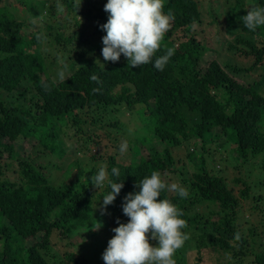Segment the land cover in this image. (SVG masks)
<instances>
[{
  "label": "trees",
  "instance_id": "trees-1",
  "mask_svg": "<svg viewBox=\"0 0 264 264\" xmlns=\"http://www.w3.org/2000/svg\"><path fill=\"white\" fill-rule=\"evenodd\" d=\"M45 1L27 6L33 14ZM210 1L213 19L205 36L199 33L201 0H164V11L174 19L156 56L175 48L164 71L152 64L132 68L123 55L117 62H104L98 42L106 34L100 27L108 18L100 4L105 0H55L56 6L66 9L64 17H72L60 19L58 29L48 24L47 33L27 18H18L15 3L0 5V264H104L72 250L66 239L71 220L86 227L101 212L100 196L107 185L97 190L89 182L98 168L80 167L74 182L56 185L43 165L13 147L20 136H43L47 148L52 138L63 142V135L78 134L73 152H87L90 143L103 146L100 128L107 129L106 138L115 151L94 153L91 160L96 164L103 160L100 167L119 168L118 179L124 185L107 206L111 220L128 221L122 204L129 192L139 191L135 187L139 179L158 172L165 183H172L177 175L180 181L175 183L186 187L189 196L180 199L165 190L158 199H170L183 211L184 231L191 239L197 236L199 254L205 246L218 252L223 259L218 264H248V258L264 264V238L258 251L252 250L240 220L242 201L258 198L252 194L257 182L253 168H264V27L252 32L241 18L250 5L264 6V0ZM242 7L245 11L240 13ZM80 14L94 25L93 35L100 41L79 30L84 26L77 19ZM224 34L234 39L229 44L232 53L217 52L203 64L205 52L216 51L212 36L220 41ZM239 57L252 58L253 63L245 67ZM62 68L66 81L57 79ZM129 109L141 123L123 119ZM124 140L129 148L122 154L119 146ZM181 150L192 171L181 163ZM4 152L12 161L2 164ZM74 162L79 164V159ZM232 169L241 173L232 180L240 185L237 189L227 179ZM206 203L217 204V210ZM201 204L207 209L200 210ZM262 207L251 208L264 218ZM248 232L254 244L264 232V222L258 231L253 221ZM188 242L175 252L176 264H187ZM53 244L63 245L65 251L58 253Z\"/></svg>",
  "mask_w": 264,
  "mask_h": 264
},
{
  "label": "clouds",
  "instance_id": "clouds-1",
  "mask_svg": "<svg viewBox=\"0 0 264 264\" xmlns=\"http://www.w3.org/2000/svg\"><path fill=\"white\" fill-rule=\"evenodd\" d=\"M247 9V14L241 18L245 28L255 32L264 27V6L252 4ZM104 11L108 13L107 22L100 26L106 33L102 37L104 62H117L123 55L132 68L152 64L157 71L165 70L175 55V48H167L163 55L156 56L174 19L170 12L164 11V0H107ZM57 79L66 81L63 68L58 70ZM91 79L96 81L97 77L93 75ZM42 86L48 88L47 84ZM128 148V141L124 140L119 151L123 154ZM119 175V168L109 169L105 165L88 179L97 190L107 185L100 196L105 210L124 187ZM135 187L139 191L129 192L124 197L122 211L129 219L126 223L117 220L119 226L112 229L115 235L102 253L104 264H176L175 252L188 239L184 231L186 221L182 218L183 211L170 199L158 198L167 190L185 199L189 196L187 188L174 182L165 183L158 172L139 179ZM150 240L157 243L153 245Z\"/></svg>",
  "mask_w": 264,
  "mask_h": 264
},
{
  "label": "rangeland",
  "instance_id": "rangeland-1",
  "mask_svg": "<svg viewBox=\"0 0 264 264\" xmlns=\"http://www.w3.org/2000/svg\"><path fill=\"white\" fill-rule=\"evenodd\" d=\"M17 1V2H14ZM36 0L33 1H28L25 3L19 2V0H0V5L3 4H14V12L17 14L18 18H27L28 21L32 22V24L35 26V28H41L45 33L48 32L47 25L48 24H53L57 27V29L61 26L60 19H63L64 16H66V9L62 8L61 6H56L55 0H46L44 3H41V6H38L37 10L35 13H31V9L27 4H32ZM40 1V0H38ZM227 0H214V2L217 4L219 3H225ZM107 0L105 2H100L101 6L104 7L106 4ZM201 8L203 10V22L201 23V28L199 29V33L202 35L207 36L210 34L211 29L209 28L208 21L213 19V14L210 12V5L211 1L210 0H201ZM22 5V8L19 9L17 5ZM249 5V4H248ZM54 10V11H53ZM240 13H243L244 8L242 7L241 9L238 10ZM244 16V15H243ZM72 17V16H71ZM71 17H69L71 19ZM58 18V19H55ZM67 17H64V19H69ZM81 18V22L84 24L82 28H79V30H85L84 35L88 37V39L92 40H97L96 42L100 41L99 35H93V30H94V25L91 24L90 21L87 20L84 14H80L77 19ZM72 25V22H71ZM73 26V25H72ZM86 26V27H85ZM26 29V28H25ZM29 31L28 29H26ZM211 37V35H210ZM87 39V40H88ZM212 40L216 46V51L214 50H209L205 52V55L203 57V64L204 63H209L213 58L216 57L217 52H221L222 54L224 53H232L231 50H229V44L231 42H234V39L232 36H228L227 34H224L223 39L220 41H217L216 38L212 36ZM99 47H103L102 40L98 42ZM89 47V46H88ZM44 48V47H43ZM239 61L243 63L245 67H248L253 63L252 58L249 60H243L242 58L239 57ZM264 70V67L262 68ZM254 74L255 76H258L260 72ZM126 111L124 113V120L128 119H133L136 122H140V120L134 119V114H130V111ZM141 123V122H140ZM69 131L74 133V128L72 126H68ZM63 130V128H62ZM98 133L102 136L101 137V145L102 147L98 148L96 145L93 143H90L91 151H76L73 152V149L78 146L76 143L78 140H80V135H73L71 137L63 135V142L58 141V139L52 138L49 142V146L45 148V140H42L43 136L37 135V134H32L28 135L25 137H20L16 141L15 151L23 155L25 157L26 155H29L30 157L34 158L36 162L39 165L44 166V171L48 174L51 175L50 177L52 178V181L56 185H64V184H70L74 182L76 174H78L79 168H89L91 166H94L96 168H99L103 160H100L97 162L91 160V155L97 152H104L105 154L108 152H113L115 151V146L110 144L106 138L107 135V129L105 128H100ZM64 134V133H63ZM52 143L57 144V148L53 149L52 148ZM109 143V144H108ZM108 144V147H105V145ZM234 145V144H233ZM235 146V145H234ZM14 149V148H13ZM51 150H54L51 151ZM143 150L148 153V151L143 148ZM37 153H41L38 158L34 157L37 155ZM180 155L182 158L181 163L185 162V153L183 150L180 151ZM8 152H4L2 156L1 163L5 164L6 162L12 161L11 159H8ZM79 159V164L75 163V159ZM177 165V164H176ZM179 166V164H178ZM70 173L66 175V169L70 168ZM187 167L188 171H192V169H189L188 162H185V168ZM256 167L253 168V172L251 173L252 176L255 174L257 175L255 180H257L255 185L252 188V194H256L258 198L256 199H245L242 201V219L243 221L242 225V230L244 232V235L251 239L250 243L248 246L252 248V250L255 248L256 251H258V248H260L258 245L260 244L259 240L261 238H264V232L257 235L258 241L253 244L252 241V235L249 231V227L251 226V223L254 221L256 227L258 226V231L261 230L264 218L262 216H256L255 215V210H253L252 204L256 205H261L264 206V168ZM49 170V172L47 171ZM241 173L238 172V170H229L227 172V179L229 182L237 189L238 182H233V178L235 176H239ZM82 180L84 179L83 177L81 178ZM175 181H180L179 177L177 175H174L172 183ZM261 196L262 199L259 197ZM210 204V203H209ZM207 204V208H210L212 211H216L218 206L217 204ZM205 204L199 205L200 210H203L204 208L207 209ZM100 207V211H98L93 217H92V223L89 222L88 226L83 227L80 224H76L74 221H70L69 223V228H68V234L70 236L66 237L68 239L69 243L71 246V249L77 250L78 252L82 253L84 256H86L89 261L93 263L97 262H103L102 259V253L104 252L105 248L107 247L108 240L112 238L115 233L112 231L113 228L118 227L117 223L114 221L111 216L109 215V212H107L104 208ZM264 208V207H262ZM106 213V214H105ZM110 218L108 217V215ZM57 232L53 233L54 237L57 238ZM53 239V236H52ZM37 239L32 238L29 239L30 244L34 243ZM188 245L186 248L187 251V256H186V261L187 264H218L221 262L223 259L220 258L218 252L213 251L210 249V247H205L202 246V254L200 255L198 252V239L197 236L193 239H191L190 236H188ZM264 240V239H263ZM151 244L155 245L157 241L151 240ZM54 248L58 250V253L62 254L65 251V247L62 245H56L53 244ZM248 264H253L252 259L248 258L246 261Z\"/></svg>",
  "mask_w": 264,
  "mask_h": 264
}]
</instances>
